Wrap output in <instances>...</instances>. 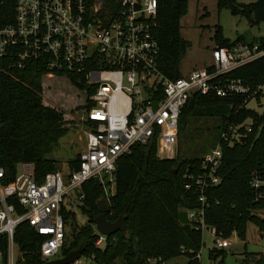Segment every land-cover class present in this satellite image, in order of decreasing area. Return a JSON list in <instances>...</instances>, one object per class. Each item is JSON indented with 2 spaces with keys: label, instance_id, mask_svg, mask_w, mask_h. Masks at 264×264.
Masks as SVG:
<instances>
[{
  "label": "built area",
  "instance_id": "obj_1",
  "mask_svg": "<svg viewBox=\"0 0 264 264\" xmlns=\"http://www.w3.org/2000/svg\"><path fill=\"white\" fill-rule=\"evenodd\" d=\"M3 1L7 0H0V5ZM10 3L13 22L0 28V58L10 56L17 70L32 64L43 72L42 77L65 79L84 94L79 111L87 132L84 150L77 155L78 167L67 175L57 170L37 180L32 163H19L13 180L6 182L0 168V239L7 241V264H13L14 231L22 223L44 238L39 248L43 263L59 258L66 229L62 211L73 212L83 199L81 187L89 180L101 186L109 202L116 162L135 144H154L158 159L174 158L179 116L193 94L220 98L250 94L246 105L264 99V83L251 92L240 79L219 78L264 58V48L257 44L215 46L208 67L176 80L166 78L157 65L153 37L157 0H119L114 10H98L90 0ZM256 93L261 94L259 100L253 97ZM251 125L227 126L216 147L201 159L199 169L184 176V188L198 194L201 204L199 210L185 211L190 229L213 236L220 250L228 248L229 242L204 221L205 193L220 182L222 145L239 142L238 132H251ZM249 186L253 202H264V165L251 172ZM98 236L99 247L106 237ZM148 263L167 264L161 259Z\"/></svg>",
  "mask_w": 264,
  "mask_h": 264
},
{
  "label": "trees",
  "instance_id": "obj_2",
  "mask_svg": "<svg viewBox=\"0 0 264 264\" xmlns=\"http://www.w3.org/2000/svg\"><path fill=\"white\" fill-rule=\"evenodd\" d=\"M118 1L104 0L103 8L114 10ZM185 5L186 0H157L153 28L158 46L157 65L170 80L182 77L179 63L188 43L180 36L179 21ZM217 7L229 9L250 24L264 22V0L249 5L236 4L234 0H217ZM12 22L13 5L10 0L3 1L0 28ZM214 41L220 48L238 43L257 44L264 48V37L250 43L241 39L229 42L223 39L219 29ZM12 63L10 56L0 58V168L6 173L5 181L9 182L13 180L19 163H32L35 178L41 180L46 174L57 171L56 162L50 155L68 133V128L62 125L60 112L42 104L43 72L32 64L17 70L12 68ZM219 78L240 79L253 92L264 83V58ZM70 79L74 81V77ZM77 87L83 89V84ZM260 96L256 93L253 97L259 100ZM249 97L250 94L225 98L215 94H193L179 116L178 153L174 158L158 159L154 144H135L129 154L120 157L116 162L114 194L109 199L110 213L106 218L114 222L120 216H126V231L106 237L99 247L96 246L99 236L94 219L99 215L96 204L103 198V190L94 180L85 183L81 187L83 199L76 208L85 216L86 223L79 226L74 212L62 211L69 234L65 233L58 257L81 247V257L92 264H114L117 260L120 264H149L150 259L167 263L180 255L188 257L187 264H200L197 253L202 247L201 233L191 230L187 234L178 222L180 212L201 208L198 194L184 188V176L198 170L203 156L216 147L197 153L196 138L205 137L207 132V128L193 125L198 119L217 123L219 135L227 126L237 127L251 122V132L241 129L239 142L221 147L220 182L205 193L204 221L226 239L235 234L244 241L249 222L254 223L264 237V202H253L249 186L251 172L264 165V113L258 114L246 107ZM188 142L191 143L189 148L182 150ZM68 167L69 171L77 169V156L69 161ZM68 237L71 240L66 245ZM43 241L44 238L27 223L18 225L13 242L21 256L16 264H43L39 255ZM0 258L2 264H7L5 238L0 239ZM246 260V264H264V255H246Z\"/></svg>",
  "mask_w": 264,
  "mask_h": 264
},
{
  "label": "rangeland",
  "instance_id": "obj_3",
  "mask_svg": "<svg viewBox=\"0 0 264 264\" xmlns=\"http://www.w3.org/2000/svg\"><path fill=\"white\" fill-rule=\"evenodd\" d=\"M259 0H234L236 4L249 5ZM94 7L104 10V0H94ZM180 36L188 43V47L179 63V72L182 76H187L191 71L208 67L211 64V51L215 47L214 35L217 29L221 31L223 39L234 42L241 39L244 43L259 40L264 37V22L250 24L247 19L239 15H233L227 8L217 7V0H186L185 10L179 21ZM43 85L42 101L45 106H49L60 112L63 116L62 125L68 128V133L62 137L58 146L54 149L50 158L56 162V170L67 175L69 171V161L84 150L85 133L87 128L83 123L80 113L84 94L72 87L67 80L61 78L42 77ZM258 114L264 113V99L259 103L251 101L246 106ZM193 125L200 128H207L206 136H198L195 141L197 153L208 150L217 145L219 128L212 120L198 119ZM212 128V130L210 129ZM211 130V131H210ZM191 143L179 146V150L188 149ZM216 144V145H215ZM74 205L73 212L75 221L79 226L86 223V218ZM260 216H263L260 214ZM69 234V228L65 229ZM71 240L68 237L67 243ZM229 247L224 250L218 249L214 244V238L207 232L202 234V247L198 251L200 264H246V255H264V237L259 233L258 227L249 222L246 226L245 240L240 241L235 234L227 238ZM14 261L16 264L21 254L14 247ZM81 257L80 263L92 264L84 261ZM188 257L180 255L170 260L167 264H187ZM0 264L2 261L0 259ZM114 264H120L115 261Z\"/></svg>",
  "mask_w": 264,
  "mask_h": 264
},
{
  "label": "water",
  "instance_id": "obj_4",
  "mask_svg": "<svg viewBox=\"0 0 264 264\" xmlns=\"http://www.w3.org/2000/svg\"><path fill=\"white\" fill-rule=\"evenodd\" d=\"M155 108V104H153ZM97 210L99 215L94 219V227L96 232L104 237H110L117 232H125V220L126 216H120L116 221L110 222L107 220L106 215L110 213L109 202L102 198L97 202ZM178 222L183 226L187 234L191 233V229L187 219V213L182 211L178 214ZM82 249L79 247L77 250L68 253L64 257H59L55 260L43 263V264H78L81 259Z\"/></svg>",
  "mask_w": 264,
  "mask_h": 264
},
{
  "label": "crops",
  "instance_id": "obj_5",
  "mask_svg": "<svg viewBox=\"0 0 264 264\" xmlns=\"http://www.w3.org/2000/svg\"><path fill=\"white\" fill-rule=\"evenodd\" d=\"M42 90H43V85H42ZM42 94H43V92H42ZM42 104H43V101H42ZM43 105H44V104H43ZM45 105H46V104H45ZM45 105H44V106H45ZM46 107H49V106H46Z\"/></svg>",
  "mask_w": 264,
  "mask_h": 264
}]
</instances>
